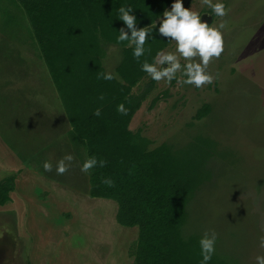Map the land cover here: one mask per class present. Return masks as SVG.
Wrapping results in <instances>:
<instances>
[{
    "label": "rangeland",
    "instance_id": "obj_1",
    "mask_svg": "<svg viewBox=\"0 0 264 264\" xmlns=\"http://www.w3.org/2000/svg\"><path fill=\"white\" fill-rule=\"evenodd\" d=\"M212 2L224 3L230 9L228 15L217 17L201 0H183V5L198 12L210 26L221 19L227 21L224 52L208 68L218 78L202 88L183 84L185 77L179 72L170 84L152 81L150 93L133 113L128 129L140 127L151 140L150 147L165 143L177 150L187 148L192 157L204 159L207 174L187 202L182 233L203 237L205 231H215V252L230 264H256V257L264 256L259 243L264 236V0ZM29 31L10 1L0 0V67L12 69H0V179L23 166L32 167L49 173L52 181L72 191H85L86 174L75 158L67 173L56 174L57 162L72 153L66 152L54 128L59 114L52 102H58L47 72L34 61L33 39L29 36L28 45L17 51V43L31 35ZM175 49L170 41L161 51ZM118 60L117 47L109 46L102 60L104 68L113 71ZM150 79L146 75L138 87L143 88ZM152 98L156 100L149 107ZM202 104L209 111L196 120L194 114ZM197 137L206 140L205 144L195 141ZM200 148L209 155H202ZM45 161L53 165L52 172L39 166L38 162ZM78 195L67 196L61 209L43 188L36 184L27 188L32 203L25 204L40 226L39 235L28 231L31 218L23 226L24 204L14 207L11 200L0 206V264H30L31 250L33 256L40 254L36 260L40 264L131 262L128 248L136 237V227L114 223L116 205L112 200L80 201ZM65 216L80 224L65 230ZM48 224L52 225L50 233L44 228Z\"/></svg>",
    "mask_w": 264,
    "mask_h": 264
},
{
    "label": "trees",
    "instance_id": "obj_2",
    "mask_svg": "<svg viewBox=\"0 0 264 264\" xmlns=\"http://www.w3.org/2000/svg\"><path fill=\"white\" fill-rule=\"evenodd\" d=\"M9 1L26 29L29 25L31 34L17 43V51L21 45H28L30 36L35 43L34 61L49 77L64 124L63 147L73 151L81 166L91 156L107 162L86 175L82 192L114 201L115 223L136 227V237L128 248L132 258L129 264H200L202 237L184 235L182 226L187 218V202L207 174L204 159L192 157L187 148L177 150L165 143L150 147L151 140L140 127L128 129L130 118L150 93L153 81L138 87L147 75L141 71V64L145 60L153 63L157 52L170 42V38L159 35L158 29L162 13L171 10L173 0ZM122 5L132 7L138 29L155 22L157 25L145 44L151 52L146 51L139 62L127 42L117 43L119 30L126 29L119 19ZM109 46L119 51L113 71L102 64ZM0 69L11 68L2 65ZM101 73H111L115 78H98ZM134 87L138 88L136 92L132 91ZM155 100L151 99L149 107ZM120 104L127 110L126 115L117 111ZM96 109L101 112L98 117L93 114ZM208 111L209 106L202 104L194 118L199 120ZM194 139L200 144L206 142L200 137ZM198 150L205 156L210 153ZM105 178H111L115 186L108 187L102 182ZM13 179V175L0 179V206L9 200ZM209 264L230 263L215 252Z\"/></svg>",
    "mask_w": 264,
    "mask_h": 264
},
{
    "label": "clouds",
    "instance_id": "obj_3",
    "mask_svg": "<svg viewBox=\"0 0 264 264\" xmlns=\"http://www.w3.org/2000/svg\"><path fill=\"white\" fill-rule=\"evenodd\" d=\"M201 4L211 8L212 12L220 18L228 15L230 9L222 2L213 3L212 0H201ZM131 6H121L118 9L119 19L126 26L119 30L117 43L127 42L129 47L133 48V57L139 62L140 58L145 55V44L151 35L152 29H156V22L148 27L137 28V19L131 13ZM227 27V21L221 19L218 25H209L202 22L198 12L186 9L183 0H175L171 6V10H165L162 13V19L158 29L159 35L170 38L176 45L175 52H157L153 63L145 60L141 64V71L145 72L153 81H165L171 83L177 79V73H181L182 83L192 85L196 88H202L205 85L212 84L217 76H213L208 72L209 65L213 60H218L224 52L223 30ZM129 31L131 35L129 36ZM181 60L185 63L182 65ZM159 66V67H158ZM98 78L104 80H113L115 77L111 73H101ZM180 83V80H177ZM101 100L103 96L99 97ZM117 111L122 115L127 114L123 104L117 105ZM100 116V109H96L93 113ZM74 161V156L67 154L63 156L56 164V174L64 175L67 173ZM106 161L97 160L95 156L85 159L80 171L84 174H90L95 167H104ZM45 172H52L53 165L45 161L43 163ZM108 187H114L115 182L111 178H105L103 181ZM217 234L215 231H205L200 239V255L202 257L200 264H209L212 256L215 254V243ZM260 247L264 248V236L259 238ZM256 264H264V256L256 257Z\"/></svg>",
    "mask_w": 264,
    "mask_h": 264
},
{
    "label": "crops",
    "instance_id": "obj_4",
    "mask_svg": "<svg viewBox=\"0 0 264 264\" xmlns=\"http://www.w3.org/2000/svg\"><path fill=\"white\" fill-rule=\"evenodd\" d=\"M53 93L54 92H52V95H53ZM52 104H53V107H55L58 110V114H59L60 113L59 112V106H57V104H56V102L54 100H53V103ZM56 118L58 119V121H57V123L54 124V128L56 129V132L57 133L59 132V135H58L59 138L60 139H63L62 142H64L65 145H66V141L64 139L65 136L63 135L64 134L63 133L64 132V124H63V122L61 120V116L60 115H58ZM66 152L67 153L68 152H71L72 155L74 156L73 151L71 149L69 150L67 148L66 149ZM43 163L44 162H42V164H40V162H38V164H39L40 167H43ZM13 176H14V179H13V190L8 193L9 200L6 203L11 202V200H12V203H14V202L16 203V204H14V207L17 206V203H22V205L24 204L23 208L26 209L27 214H26V217L23 220V226H26L28 219L31 218V217H33V215H29V212L31 211V209H29V207H27L26 204H25V203H29V204L32 203V198L26 196L27 188L29 186H31V184H36L39 187H41L44 190H46L47 193L49 194V198L50 199L53 198L54 201H55V203L57 205H59V207L61 209L65 207V204H64L63 200H67L66 197L67 196L69 197L70 194H79L78 195V199L80 201H82L81 198L82 199H86L88 201H89L90 198H92V197H88V196L85 197V194L82 193V192L72 191V190L64 187L63 185H60L59 183L52 181L48 177V176H50L49 173H47V175H46V173H44L43 171L41 172L39 169H34L32 167L31 168H29V167L26 168V167L23 166L15 174H13ZM53 193L55 195H57L58 198H60V199L55 198V196H54ZM81 194H84V195H81ZM33 200H35V199H33ZM6 203H4L3 206H5ZM34 208L37 209L38 208V205L35 206ZM113 211H112V215L115 214ZM115 211H116V209H115ZM45 213L48 215L47 212H45ZM60 213H62V212H60ZM65 217H66V219L64 220V222L66 224H63V226H62L63 228H65V230H69V226L70 225L73 226V225H76V224H80L79 222H77V220H76V224H75V221L74 222L72 221V223H71L70 220L67 218V216H65ZM31 220H32V222H29V226H31L32 228L29 229L28 231L31 230V232L33 234H36V235L41 234L40 232H38V229L40 228V226H37V223L34 222V219L31 218ZM44 228H45V230H46L47 233H50L51 232L50 229H52V225H50V224L44 225ZM32 246H33V242L31 244V247ZM30 250H31V248H30ZM29 253H30V255H29V257H30V260H29L30 264H33V263L34 264H40V262L36 263V260L40 257V254L37 253L36 256H33L34 253H35L34 250H31ZM129 263H126V264H129Z\"/></svg>",
    "mask_w": 264,
    "mask_h": 264
}]
</instances>
